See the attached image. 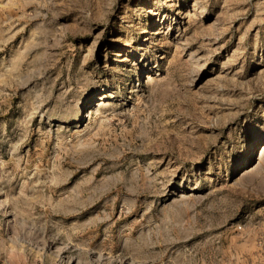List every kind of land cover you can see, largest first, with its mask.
Listing matches in <instances>:
<instances>
[{
	"label": "rangeland",
	"instance_id": "obj_1",
	"mask_svg": "<svg viewBox=\"0 0 264 264\" xmlns=\"http://www.w3.org/2000/svg\"><path fill=\"white\" fill-rule=\"evenodd\" d=\"M0 264H264V0H0Z\"/></svg>",
	"mask_w": 264,
	"mask_h": 264
},
{
	"label": "bare ground",
	"instance_id": "obj_2",
	"mask_svg": "<svg viewBox=\"0 0 264 264\" xmlns=\"http://www.w3.org/2000/svg\"><path fill=\"white\" fill-rule=\"evenodd\" d=\"M151 80V78L149 79V81Z\"/></svg>",
	"mask_w": 264,
	"mask_h": 264
}]
</instances>
